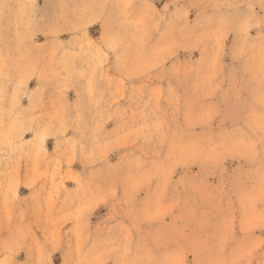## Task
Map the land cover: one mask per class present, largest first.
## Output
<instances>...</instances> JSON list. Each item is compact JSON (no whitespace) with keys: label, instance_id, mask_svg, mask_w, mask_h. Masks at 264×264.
<instances>
[{"label":"rangeland","instance_id":"1","mask_svg":"<svg viewBox=\"0 0 264 264\" xmlns=\"http://www.w3.org/2000/svg\"><path fill=\"white\" fill-rule=\"evenodd\" d=\"M0 264H264V0H0Z\"/></svg>","mask_w":264,"mask_h":264}]
</instances>
